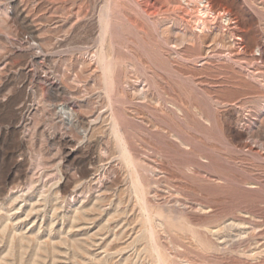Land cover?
Instances as JSON below:
<instances>
[{
    "label": "rangeland",
    "instance_id": "374dc122",
    "mask_svg": "<svg viewBox=\"0 0 264 264\" xmlns=\"http://www.w3.org/2000/svg\"><path fill=\"white\" fill-rule=\"evenodd\" d=\"M0 264H264V0H0Z\"/></svg>",
    "mask_w": 264,
    "mask_h": 264
},
{
    "label": "bare ground",
    "instance_id": "6f19581e",
    "mask_svg": "<svg viewBox=\"0 0 264 264\" xmlns=\"http://www.w3.org/2000/svg\"><path fill=\"white\" fill-rule=\"evenodd\" d=\"M206 4H204L203 5V8L200 10L204 15H207L208 17H211V18H213L214 17V12H213V9H212V7H211V4L210 3H208V1H206L205 2ZM202 7V6H201ZM108 10V9H107ZM199 11V12H200ZM222 12V11H221ZM226 11H224V13H225ZM201 13V14H202ZM228 13V12H227ZM204 15H202V16H204ZM223 15V14H222ZM226 15V14H225ZM228 15V14H227ZM107 17V16H106ZM105 17V18H106ZM205 17V16H204ZM209 19V18H208ZM227 20V19H226ZM228 20H230V19H228ZM106 21V20H105ZM101 60L103 61V63H104V65L106 64H109V63H107L106 62V59H105V55L103 54L102 55V58H101ZM108 61V60H107ZM126 152V151H125ZM129 157V156H128Z\"/></svg>",
    "mask_w": 264,
    "mask_h": 264
}]
</instances>
